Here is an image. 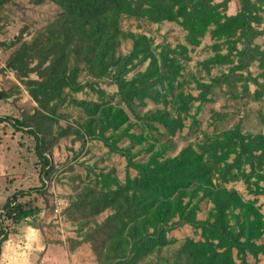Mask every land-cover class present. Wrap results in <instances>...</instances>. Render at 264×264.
Here are the masks:
<instances>
[{
  "label": "trees",
  "instance_id": "16d2710c",
  "mask_svg": "<svg viewBox=\"0 0 264 264\" xmlns=\"http://www.w3.org/2000/svg\"><path fill=\"white\" fill-rule=\"evenodd\" d=\"M8 1L0 0V6ZM239 1L238 14L221 22V17L208 0H57L61 14L56 22L39 32L32 44L25 43L14 54L13 66L18 79L23 78L22 69L28 66V58L39 60L37 69L41 80L22 81L39 108L33 115L23 119L0 117L1 121L10 122L16 130L34 137L43 182L42 187L35 189V192H42L56 172L49 155L54 142L71 133L70 129H58L57 135L53 131L54 125L59 122L57 111L65 102V88L74 92L83 88L77 80L76 71H71L68 66L74 41L83 45L86 51L83 60L87 63H90L92 54L96 52L102 51L106 55L109 66L115 68L113 81L117 84L118 94L145 131V134L137 135L124 130L120 138L129 137L134 142L142 143L152 138L160 128L174 136L181 125L172 114L156 108L142 115L133 100L126 97L127 94H133L142 103L150 100L157 105L163 103L166 107L168 100L165 89L163 93L160 92L159 99L141 93V89L143 85L163 88L166 83L172 89L180 70L177 61L169 57L174 50L164 45L160 58H157L146 36L121 31L123 16L146 18L153 23L179 21L188 31L187 40L192 45L199 43L198 37L211 24H215L213 34L219 38L238 35L243 49L238 52L237 64L228 74L213 79L210 85L198 83L202 93L197 98L178 94L177 109L186 111L192 101H206L213 85L228 84L232 77L246 79L236 71L248 70L254 61H258L259 67L264 70V50L253 45L257 36L264 35V30L253 26V22L261 19L259 12H264V0ZM126 37L133 40V48L127 55L117 56L122 39ZM149 58L144 72L132 80L124 78L129 66H135V60L142 62ZM46 62L48 64L45 66ZM228 62H234L230 56L217 55L207 64ZM251 80L257 90L252 93L247 83L243 92L248 99L258 100L264 96V82L260 83L256 78ZM10 95L0 89V100ZM79 105L93 118L100 113L99 104L80 102ZM103 126L105 129L110 128L106 124ZM75 133L83 140L81 133ZM240 140V129L235 128L224 133L221 138L201 144L200 150L186 146L177 155L166 158L162 157V152H153L143 166L136 164L137 155L130 149L109 146L111 152L126 158L129 167L137 169L138 176L127 178L125 184H120L109 174H100L97 177L100 189L87 188L83 191L79 200L67 209V218L87 225L89 220L107 209L114 212L102 223H95L94 227L89 228L82 235V240L69 239L70 250L73 251L82 243H90L98 264H139L154 251L172 244L173 241L167 238L168 231L189 224L195 229L209 232L211 237L204 236L205 239L197 243L187 241L180 250V260L175 264H238L236 259L241 264H252L248 261V254L257 261L260 255L264 256V244L258 242L264 236L263 214L255 201L245 200L240 192L215 186L210 165L224 162L228 154L235 152ZM224 163L220 168L222 174L232 167V164ZM199 191H203V195L194 203ZM29 193H14L3 205L0 212V256L3 242L12 233L5 223L9 220L17 224L39 213V210L19 201V197ZM260 193H264V190ZM185 198L188 201L185 202ZM202 198H209L214 205L210 218L205 221L197 218L198 202Z\"/></svg>",
  "mask_w": 264,
  "mask_h": 264
},
{
  "label": "rangeland",
  "instance_id": "374dc122",
  "mask_svg": "<svg viewBox=\"0 0 264 264\" xmlns=\"http://www.w3.org/2000/svg\"><path fill=\"white\" fill-rule=\"evenodd\" d=\"M208 2L215 7L221 22L240 11L239 0ZM60 14L61 8L57 0H10L0 6V89L11 94L9 98L0 100V117L23 119L33 115L39 108L22 82L41 80L37 69L39 60L28 58V66L22 69L23 78L18 79L13 66L14 54L25 43L32 44L39 32L53 25ZM259 15L260 21L253 22V26L261 31L264 30V12H259ZM120 29L125 34L146 36L150 49L157 58H160L164 45L174 50L169 57L177 61L180 70L172 89H169L167 83L163 88L143 85L141 89V93L157 99L165 89L168 100L166 107L163 103L157 105L150 100L142 103L133 94H127L126 97L133 100L142 115L156 108L165 109L180 122V129L176 135L171 136L160 128L152 138L142 143L134 142L129 137L120 138L119 135L124 130L137 135L145 134V131L118 94L117 84L113 81L115 68L109 66L106 55L102 51L96 52L92 54L90 63H87L83 60L86 54L83 45L74 41L68 66L71 71H76L77 80L82 83L83 88L78 92L65 88V102L57 111L59 122L54 125L53 131L57 135L58 129H70L71 133L58 138L49 152L56 172L42 192H35V189L42 187L43 182L34 137L16 130L10 122L0 120V212L6 199L19 191L30 192L25 197H19V201L39 210L33 217L17 224L9 220L5 223L12 231L11 252L14 246H24V231L31 227L40 230L46 241L54 244L53 264H73L74 258L67 247L69 233L74 230L82 237L89 228L94 227L95 223H102L114 210L107 209L85 225L82 221L67 218V209L79 200L85 189H100L101 184L97 178L100 174H109L120 184H125L127 178L138 176L137 169L129 167L124 156L110 151L111 145L130 149L137 155L136 164L143 166L153 152H162V157L166 158L177 155L186 146L200 150L201 144L221 138L224 133L239 128L241 140L235 152L232 151L224 160L232 164V167L222 174L220 168L225 163H211L212 179L215 186L236 190L245 200L255 201L264 217V193H260L264 190V96L258 100L248 99L243 92L247 83L252 93L257 90L252 78L260 83L264 82V70L259 67V62L254 61L248 70L236 71L246 79L232 77L228 84L213 85L206 101L194 100L188 110L180 111L177 109L179 102L176 101L179 93L197 98L202 93L198 83L210 85L213 79L228 74L237 64L238 52L243 49L238 35L219 38L213 34L215 24H211L198 37L199 43L192 45L187 40L188 31L179 21L153 23L146 18L128 15L123 16ZM253 45L264 50V35L257 36ZM132 48L133 40L123 38L117 56L127 55ZM217 55H228L234 62L207 64L208 60ZM149 62L150 58L142 62L135 60V66H129L124 78L132 80L145 71ZM47 64L48 62L45 66ZM80 102L101 105L100 113L96 118L89 116L79 105ZM101 120L105 122L102 123ZM105 124L110 128L105 129ZM75 131L84 136V144ZM202 195L203 191H199L193 202H197ZM56 199L65 201L67 205L60 223L53 222ZM186 201L188 198H185ZM198 203V220L209 219L213 203L209 198H202ZM176 220L177 218L174 219ZM204 236L211 237L209 232L195 229L189 224L171 229L167 238L173 241L172 244L154 251L139 264H175L180 260V250L187 241L197 243L204 240ZM32 241L37 239L34 237ZM258 242L264 244V236ZM29 251L27 248L23 256L28 263L37 264V256L34 257L33 254L37 251ZM234 253L236 256V251ZM181 258L185 259L183 256ZM247 258L252 264H264L263 255L257 261L250 254ZM236 260L241 264L239 259Z\"/></svg>",
  "mask_w": 264,
  "mask_h": 264
},
{
  "label": "crops",
  "instance_id": "0c3cea01",
  "mask_svg": "<svg viewBox=\"0 0 264 264\" xmlns=\"http://www.w3.org/2000/svg\"><path fill=\"white\" fill-rule=\"evenodd\" d=\"M52 218L53 216L49 218V221L52 220ZM69 234V237H67L69 239L82 240V237H79L74 230ZM23 237L24 246L17 245L18 247H12L13 252H11V241L13 239L11 237V234L9 235L8 239L3 242L1 248L0 264H30L23 256L24 254H26L27 248H29V252L31 253L37 251V253H33L34 257L37 256V264H53L54 254L52 252L55 248H53L52 246L54 244L46 241L40 230L29 227L25 229ZM34 237L37 239V241H32ZM67 247L71 252L72 257L74 258L73 264H98L97 257L93 253L90 243H82L80 246L71 251L69 248V243L67 241ZM22 249H24V251H22Z\"/></svg>",
  "mask_w": 264,
  "mask_h": 264
},
{
  "label": "built area",
  "instance_id": "2783aa9c",
  "mask_svg": "<svg viewBox=\"0 0 264 264\" xmlns=\"http://www.w3.org/2000/svg\"><path fill=\"white\" fill-rule=\"evenodd\" d=\"M66 202L61 199H56L53 207V216L55 223H60L64 217L63 212L66 209Z\"/></svg>",
  "mask_w": 264,
  "mask_h": 264
}]
</instances>
